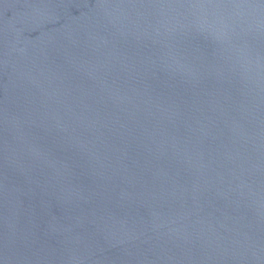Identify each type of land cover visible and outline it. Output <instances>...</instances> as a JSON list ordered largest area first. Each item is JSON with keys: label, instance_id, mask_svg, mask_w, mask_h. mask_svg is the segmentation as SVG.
I'll use <instances>...</instances> for the list:
<instances>
[{"label": "water", "instance_id": "95a60500", "mask_svg": "<svg viewBox=\"0 0 264 264\" xmlns=\"http://www.w3.org/2000/svg\"><path fill=\"white\" fill-rule=\"evenodd\" d=\"M0 264H264V0H0Z\"/></svg>", "mask_w": 264, "mask_h": 264}]
</instances>
